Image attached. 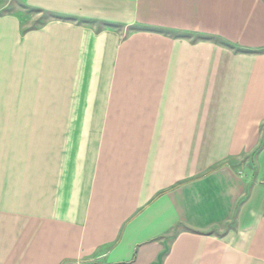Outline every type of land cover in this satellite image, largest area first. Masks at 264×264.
I'll list each match as a JSON object with an SVG mask.
<instances>
[{"label": "crops", "instance_id": "obj_1", "mask_svg": "<svg viewBox=\"0 0 264 264\" xmlns=\"http://www.w3.org/2000/svg\"><path fill=\"white\" fill-rule=\"evenodd\" d=\"M14 1L0 264H264V0Z\"/></svg>", "mask_w": 264, "mask_h": 264}, {"label": "rangeland", "instance_id": "obj_2", "mask_svg": "<svg viewBox=\"0 0 264 264\" xmlns=\"http://www.w3.org/2000/svg\"><path fill=\"white\" fill-rule=\"evenodd\" d=\"M14 0H0V14L7 11L8 9H13ZM24 16L27 17L29 23H32L34 25H39L43 19L44 16L38 15V13H35L32 10H24Z\"/></svg>", "mask_w": 264, "mask_h": 264}]
</instances>
